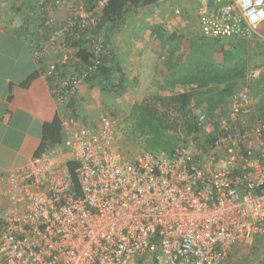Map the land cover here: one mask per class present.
Wrapping results in <instances>:
<instances>
[{
  "label": "built area",
  "instance_id": "obj_1",
  "mask_svg": "<svg viewBox=\"0 0 264 264\" xmlns=\"http://www.w3.org/2000/svg\"><path fill=\"white\" fill-rule=\"evenodd\" d=\"M195 1L201 36L264 42V18L250 22L262 0ZM40 2L65 10L61 22L45 19L34 59L66 103L101 64L95 31L109 0ZM67 39L87 40L91 64L76 71ZM49 48L60 57L49 59ZM195 115L197 138L132 158L120 153L110 114L62 122L60 145L0 175V264H227L235 245L264 238V113L243 86L222 109Z\"/></svg>",
  "mask_w": 264,
  "mask_h": 264
},
{
  "label": "crops",
  "instance_id": "obj_2",
  "mask_svg": "<svg viewBox=\"0 0 264 264\" xmlns=\"http://www.w3.org/2000/svg\"><path fill=\"white\" fill-rule=\"evenodd\" d=\"M183 4L186 2H181V6ZM40 6V0H0V175L2 176H6L13 168L25 165L35 156L42 142L45 124L58 118L61 123L76 120L86 125H95L104 115L103 108L106 104L103 103H107L112 109L108 95L113 93L100 92L98 87L90 83L79 85L74 99H69L66 103H59L55 99L48 82L42 76L44 64L40 65L34 59L35 47L45 43L42 27L40 30L37 29L38 14L40 16V13H46L41 11ZM152 6L154 12L149 7L129 9L121 18L115 32L107 37V50L124 74L126 85L127 83L137 85L148 79L155 88L163 85L161 75L174 61H181L189 51V48H174L172 41H177L179 34L176 33L177 27L169 23L174 21L170 20L172 13L166 14V7L163 4L159 8L160 11ZM174 10L173 14L179 13ZM138 11L140 14L136 16L129 15ZM48 15L55 21L61 22L65 17V10L53 9ZM190 19L196 23V32L191 33L194 37L191 38L192 45L202 36L198 31L197 16L196 19L188 18L186 23H190ZM182 23L180 25L185 24ZM152 26H158L162 30L157 32ZM179 28L182 30L183 26ZM157 34H162L161 40L157 39ZM170 35L174 36L173 40L170 39ZM223 40H226L225 43L223 42L224 49L232 50L236 57L249 62L253 57L252 54H256L254 50H257V48L251 49L252 46L259 47L258 42H262L261 47H264V42L259 39ZM48 52L49 59L59 58V54L50 48ZM33 72H38V77L27 87H22L20 84ZM250 75L248 73L242 77L244 83L248 82ZM178 90L182 91V89ZM161 94L168 93L161 92ZM250 96L254 109L264 113L263 99H259L251 92ZM93 113H98L99 118L94 119ZM263 258L264 238L258 236L251 243L235 245L227 264H264Z\"/></svg>",
  "mask_w": 264,
  "mask_h": 264
},
{
  "label": "trees",
  "instance_id": "obj_3",
  "mask_svg": "<svg viewBox=\"0 0 264 264\" xmlns=\"http://www.w3.org/2000/svg\"><path fill=\"white\" fill-rule=\"evenodd\" d=\"M159 1L162 0H109L95 31L103 35L105 53L102 55L101 64L89 72L82 84H93L100 91L116 96H121L126 91L125 76L107 50V37L115 32L121 18L129 9L151 7ZM43 4L40 9L47 15L38 14L37 29L40 30L42 27L43 32H40L45 34L47 42L49 29L44 22L48 12L44 10ZM152 27L156 28L157 32L162 30L158 26ZM156 36L161 40L162 34ZM170 36L173 40V36ZM194 42L189 46L186 56L181 61H174L161 75L164 84L157 86L158 91L140 103H134L130 109L128 119L132 120V125L128 139L144 152L170 154L176 145L185 142L186 138L190 136L197 138L201 135V126L197 123L196 111L212 115L216 109L225 107L236 91L247 85L242 77L250 71L249 60L240 59L232 50L224 49L225 44L219 39L202 36ZM44 44L36 46L34 50L43 47ZM67 44L78 49L75 56L69 57L71 62L77 59L74 65L76 71H79L82 65L91 64L87 40L67 39ZM258 57L264 67V47L259 48ZM38 75V72H33L20 85L27 87ZM258 84L262 87L264 79ZM161 92L168 94L162 95ZM61 129V121L58 118L43 126L42 142L35 156L61 144ZM67 167L77 185L74 175L75 164L69 162Z\"/></svg>",
  "mask_w": 264,
  "mask_h": 264
},
{
  "label": "rangeland",
  "instance_id": "obj_4",
  "mask_svg": "<svg viewBox=\"0 0 264 264\" xmlns=\"http://www.w3.org/2000/svg\"><path fill=\"white\" fill-rule=\"evenodd\" d=\"M175 1L176 2H174L173 0H162L156 3L155 5H153L152 7L160 11L159 8L163 4L166 7V14L172 13V15H170V17H172L170 20H174V21H170L169 23L177 27L176 33L178 32L179 34V38L177 39V41L175 42L172 41V43L174 45V48H178V49L185 48L186 49V48H189V46L191 45V40H192L191 38H194L193 35L191 36L192 31H193V34L194 32H196L195 21H192L190 19L189 21L190 23H186V20L192 17L193 18L195 17L196 19L197 3L195 0H181V2H186V4H183V6H181V2H178L179 0H175ZM149 8L152 12H154V9L152 10L151 7ZM174 8L175 10L179 11L178 14H173ZM138 13L140 14V11H138L135 14H133L132 12V14L130 13L129 15L136 16ZM177 18L179 19L177 20ZM180 19L183 21V23H185L184 25H180L182 23ZM180 26H183L182 30H180L179 28ZM222 41L225 43L226 40H222ZM258 43H259L258 44L259 47L252 46L251 48V49L257 48V50L256 51L254 50V53L256 54H252L253 57H251V62H249L250 67H251L249 71V75L250 74L251 75L249 76L247 86L250 92L252 94H256V96L259 99L261 100L263 99L262 103H264V84L262 85V87H260V85L258 84L259 81L264 79V67L262 66L260 62V57H258L259 48L262 46V42H258ZM252 45H255V44H252ZM127 84H128L127 85L128 88L121 96H116L115 94H113L114 96L112 94L108 95L109 96L108 102L111 103L112 109L107 105V103H103V102L102 103L104 105L106 104L103 108L105 109L104 115L110 114V116H112L116 121V130L119 136L118 148L120 150V153L122 155L124 154L125 157L127 158H132L134 156H137L140 153H143L144 151L142 150V148L138 147L137 144L130 142V140L128 139L129 131L132 125V120L128 119L130 109L134 103H140L144 98L149 97V95L156 93L158 90H157V87L155 88L151 86L150 79L146 81H142L140 82V84H137V85L136 84L133 85L129 83ZM100 95L103 96L102 94ZM112 102H114L115 104H113ZM98 116H99L98 113H93L92 117L94 119H98L99 118ZM99 120L100 119H98V121ZM65 152H66L67 158H71V156H69V154H71V151L66 150ZM153 154H157V153H153Z\"/></svg>",
  "mask_w": 264,
  "mask_h": 264
},
{
  "label": "clouds",
  "instance_id": "obj_5",
  "mask_svg": "<svg viewBox=\"0 0 264 264\" xmlns=\"http://www.w3.org/2000/svg\"><path fill=\"white\" fill-rule=\"evenodd\" d=\"M264 2V0H262ZM258 18H264V9H261L257 14H253L250 17V22L255 26L258 22Z\"/></svg>",
  "mask_w": 264,
  "mask_h": 264
}]
</instances>
